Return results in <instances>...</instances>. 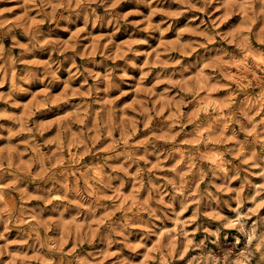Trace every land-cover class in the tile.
Masks as SVG:
<instances>
[{"label":"rangeland","instance_id":"1","mask_svg":"<svg viewBox=\"0 0 264 264\" xmlns=\"http://www.w3.org/2000/svg\"><path fill=\"white\" fill-rule=\"evenodd\" d=\"M186 263L264 264V0H0V264Z\"/></svg>","mask_w":264,"mask_h":264},{"label":"bare ground","instance_id":"2","mask_svg":"<svg viewBox=\"0 0 264 264\" xmlns=\"http://www.w3.org/2000/svg\"><path fill=\"white\" fill-rule=\"evenodd\" d=\"M248 61V60H247ZM246 62V61H245ZM204 108V107H203ZM207 110V109H206ZM208 111V110H207ZM215 121V120H214ZM181 150V149H180ZM179 151V150H178ZM179 153V155H180V151L178 152ZM211 155H212V158H214V159H212L213 161H217L218 162V164L219 165H221L222 164V162H221V154H220V152H217V151H213L212 153H211ZM183 156V155H182ZM98 166V165H97ZM223 166V165H222ZM96 169L97 168H95V171H96ZM221 169H225V167L223 166V167H221ZM97 170H99V169H97ZM222 171V170H221ZM225 171V170H224ZM259 171V170H258ZM226 172V171H225ZM260 172V171H259ZM262 172H263V170H262ZM99 173V172H98ZM261 173V172H260ZM259 173V174H260ZM97 174V173H96ZM99 175V174H98ZM261 175H262V173H261ZM100 177V176H99ZM257 181V180H256ZM254 182V181H253ZM258 183V182H257ZM257 185V184H256ZM255 185V186H256ZM257 187H258V185H257ZM256 188V187H255ZM239 210V209H238ZM237 210V211H238ZM238 212H236V214H237ZM241 214V213H240ZM237 216V215H236ZM240 216V215H239ZM242 216V215H241ZM233 217V216H232ZM230 221H231V219H230ZM175 222V221H174ZM175 224V223H174ZM175 228V227H174ZM168 229V228H167ZM162 230H164V228L162 229ZM161 230V231H162ZM173 230H176V229H173ZM165 231H166V229H165ZM169 233V232H168ZM177 233V232H176ZM171 234V233H170ZM187 264V263H186Z\"/></svg>","mask_w":264,"mask_h":264}]
</instances>
